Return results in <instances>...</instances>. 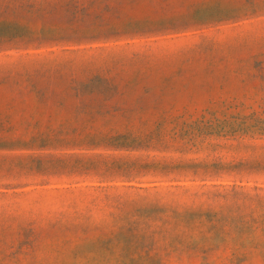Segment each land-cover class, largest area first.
I'll return each mask as SVG.
<instances>
[{
	"label": "rangeland",
	"instance_id": "1",
	"mask_svg": "<svg viewBox=\"0 0 264 264\" xmlns=\"http://www.w3.org/2000/svg\"><path fill=\"white\" fill-rule=\"evenodd\" d=\"M0 264H264V0H0Z\"/></svg>",
	"mask_w": 264,
	"mask_h": 264
}]
</instances>
